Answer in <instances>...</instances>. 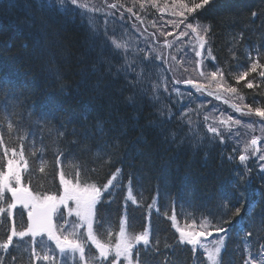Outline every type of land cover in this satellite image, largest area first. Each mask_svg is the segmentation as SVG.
<instances>
[{
	"label": "trees",
	"instance_id": "1",
	"mask_svg": "<svg viewBox=\"0 0 264 264\" xmlns=\"http://www.w3.org/2000/svg\"><path fill=\"white\" fill-rule=\"evenodd\" d=\"M42 2L0 0V79H11L14 82L11 91L23 101L22 106L15 110L20 115H11V122L15 127L13 132L9 133L7 122L3 121V107L7 105L8 112L13 113L12 102L0 94V134H3L7 147H14L19 152L21 145L19 136L31 133L23 140L29 164L28 171L23 174L24 184L33 192L58 194L61 167L74 179L76 169L69 166V161H78L80 166L86 169V182L100 186L106 183L117 167L122 168L123 184H128L127 178L131 175L134 178L133 193L136 194L137 188L144 191V196H138L141 205L148 209L156 198L160 212L166 216L175 208L179 218L195 216L196 222L207 218L215 223L225 211L221 204L222 199L226 198L229 205L233 206L232 212L235 206H242L241 216H245L247 220L248 205L255 203L257 219L253 229L254 235L247 239L252 242L250 248L253 255L258 254L260 245L264 244V224L259 219L264 216V173L258 171L253 160L247 164L240 162V154L235 153L233 145L224 135L225 130L221 129L224 125L220 124L219 127L224 137L223 143L220 137L210 141L211 136L207 135L205 130H203L205 141L201 144L199 136L201 133L198 135L194 131L193 139L184 137L185 126L181 130L183 123H188L189 118L195 119L192 125L193 123L198 125V121H202L200 114L203 110L197 109V105L191 106L195 108L189 111L186 121L180 122V115L178 127H170V121H166V118L160 119L158 116L160 127L148 128L147 123L152 122L151 118L143 114L149 106L159 110L161 107L159 104L162 107L170 105V100L165 99L164 91L163 94L159 93L161 102L153 100L151 84L158 82V78L159 83L161 80L168 81L174 84L172 87H177L196 75V55L195 52L188 50L190 42L195 37L191 31L184 30L189 36L178 39L179 32L185 27L184 24H180L178 28L172 27L173 31H165L166 28L170 29L169 26L163 27L162 30L150 26L152 24L149 23L150 17L152 16L155 21L158 17L154 10L151 11L152 14L140 11L142 13L140 19L143 21L137 23L132 13L135 10L139 11L140 7L135 5L139 0L135 4L133 1L129 4L128 0H85L86 3L99 8L102 15L100 22L94 20L101 35L99 39H92L91 43L88 40L91 38L88 24L84 28L76 25L73 23L75 17L71 13L65 14L57 8L41 12L37 5ZM81 2L84 3L82 0ZM111 3H116L117 7L109 8L107 5ZM172 3L173 0H161V5L171 7ZM120 4L125 7L121 8ZM150 7L151 4L150 6L148 4L146 9ZM126 8H132V13L126 11ZM253 12L257 13L255 18L252 16ZM188 22L212 26L206 45L207 51L211 48L212 56L211 61L205 62L204 71L207 73L217 68L223 69L225 80L238 88V94L231 95L232 97L225 96L230 107L221 104L222 108L226 114L237 116L253 125L252 121L260 119L259 117L252 115L250 119L245 118L247 115L232 110L231 104L234 102L241 104V101L234 98L242 95L243 104L253 107L264 106V80L258 74L253 73L247 78L252 80L254 85H258L252 89L244 86L247 81L236 84L234 79L235 74L249 66L250 52L252 59H256L259 51L260 59L264 61V0H213L204 9L188 16L185 23ZM102 24L107 26L110 36L126 41L129 45L128 57L135 60L133 67L136 71L127 74V78L123 72L116 74V67L120 66L118 63L124 64L123 54L121 52L119 56L110 41L105 42L103 36L105 27ZM130 29H136L134 33L138 34L139 39L144 36L151 37L148 47H138L136 36H132L134 33L128 35ZM147 29L150 31H143ZM169 32L172 35H166ZM165 40L172 44L171 48L164 46L160 48ZM140 48H143L144 52H138ZM145 52L150 53L148 61L143 59ZM187 52L191 53L190 57ZM157 54H161L165 59H155ZM172 56H176L179 63L173 61ZM109 63L113 66L111 72L108 71ZM141 67L144 68L145 79L141 84L133 86L131 81L136 80V72H139ZM196 78L205 84L210 79ZM174 80L181 82L174 83ZM214 84L215 82L209 85L208 89L215 91ZM139 93L143 96L138 97ZM182 100L178 99L177 105ZM214 104L220 105L215 101ZM29 111L34 112L31 120L28 119ZM244 112H247V108H244ZM41 114L47 116L51 126L61 130L67 127V136L59 143L64 153L61 157L62 165H57L55 148L47 130L42 131L35 123ZM100 127L104 129L103 135L97 132ZM73 129H76L80 143L72 142ZM85 132L88 134L87 152L81 150ZM173 136L177 143L172 142ZM194 137L198 138V143ZM184 138L185 143L179 145V140L183 141ZM113 143L119 144V150L113 155V163L107 165L103 164L102 160L98 161V153L109 152L107 145ZM229 157L232 159L229 160ZM41 160L46 163L44 173L39 171ZM5 163L3 148H0V168H3ZM93 168L96 171H92ZM241 173L246 174L243 182L238 180ZM234 182L240 184L238 191L232 187ZM114 204L117 208L112 211L104 212L103 207L98 212L103 226H95L104 240H107L109 229L112 230L113 237L118 233L122 203L118 201ZM19 209L21 208L17 207L13 211V218L17 226L21 224L24 226L26 219ZM125 212L130 228L142 231L143 208L134 209L127 206ZM229 216L233 223L240 219L232 216L231 212ZM2 220L0 240L7 238L13 223L7 212L2 214ZM152 221L154 222L151 227L152 248L148 254L141 253V258L146 264H165L166 257L168 264H200L202 261L200 255H194L188 248L175 243V233L170 225L172 221L159 217ZM208 230L212 231L211 226ZM229 235L228 248L223 253L224 264H245V259L249 258L244 249L245 233L238 235L234 230ZM144 247L143 244H137L135 250ZM0 256L4 257L5 264H53L50 261L33 259L27 242L16 243L8 253L0 250ZM135 256L136 253L133 257ZM13 257L16 258L15 261Z\"/></svg>",
	"mask_w": 264,
	"mask_h": 264
},
{
	"label": "snow or ice",
	"instance_id": "2",
	"mask_svg": "<svg viewBox=\"0 0 264 264\" xmlns=\"http://www.w3.org/2000/svg\"><path fill=\"white\" fill-rule=\"evenodd\" d=\"M137 0H133V4H135ZM213 0H173L171 5L170 14L175 17H181L182 19L179 22H173L174 27H179L180 24H184L185 28L191 30V34L195 36L196 44L193 46L195 50V54L197 57H201L202 50L208 44L209 36L212 32V26L210 24H201L199 22L192 23L185 21L188 20V16L196 13L198 10L204 9L205 6L212 3ZM140 9L144 10L146 4H151L153 8L157 7L156 0H139ZM109 8H116V3H111L107 5ZM121 8L125 6L123 4L119 5ZM38 9L43 12L46 9L57 8L59 11L68 14L71 13L74 17L77 14L76 10L79 9V16L81 19V23H84L85 19L88 22V28L91 33V38L93 40L99 39L101 33L97 25L94 23L93 16H86V13L99 12V8H95L94 6L90 7L87 3L81 2V0H51L50 3H40L37 5ZM167 7V5H165ZM128 12H132V8L125 9ZM163 11V9H160ZM257 15L256 12L252 13V16L255 18ZM139 18V17H137ZM33 23L35 20L33 19ZM155 26V25H153ZM165 35V33H161ZM166 35H172V33H167ZM103 36L106 41H110L113 49L117 50V53L120 54L122 52L124 64L116 67V74L123 72L127 78V74L129 72H135V68L133 64L135 60H130L128 57L129 45L126 41L117 40L114 36H110L107 27L105 26V30L103 32ZM189 36V33L186 31H180L178 34V39L180 37ZM238 42V41H237ZM151 47V45H149ZM164 47L171 48L172 44L165 40ZM138 52H144L143 48L137 50ZM235 56V52L232 53ZM208 55L212 56L211 48L208 49ZM150 58V53L145 52L143 59L148 61ZM215 59V57H212ZM155 59L164 60L165 58L161 54H157ZM171 59L173 61H177L176 56H172ZM249 66L242 71H239L238 74L234 75V79L236 84H240L241 81H247L245 83V87L248 89H252L254 85L252 80H247V78L253 74H258L262 80H264V61L260 59V53L257 51V58L252 59L251 52L249 53ZM166 62V60H165ZM179 63V61H177ZM198 67H203L202 60L198 61ZM112 65L109 63L108 71H112ZM171 67V66H169ZM187 70V69H185ZM201 77H205L208 80V83H194L193 80L188 79L184 81L186 84L192 85L198 91H208L209 85L215 82V92H209V95H215L217 99H221L219 93L226 92L231 94H238V88L235 86H231L225 80V73L223 69L217 68L212 72H200ZM150 78V74H149ZM145 79L144 77V68L141 67L139 72H136V80L131 81L133 86L137 84H141ZM179 80H174V83H180ZM13 81L9 78L0 79V94L4 95L8 100L12 102L13 113L8 112L7 105L3 107V121L7 122V128L9 133H12L14 130V125L11 122V115H20L15 110L20 108L23 104V101L15 96V94L11 91V87L13 85ZM159 89L160 83H153V92L155 93L154 98L159 99ZM164 91L168 92L169 89L167 87V81H164ZM173 91L179 93V89H173ZM132 99L131 97L129 98ZM236 99L241 101V104L232 103L231 107L236 111L240 112L243 115H255L259 117L261 120H264V106H251L248 104H243L244 97L242 95H237ZM227 102V101H226ZM244 108H247V112H244ZM189 111H192L189 109ZM34 112H28V119L31 120ZM161 115H163V111H161ZM187 116V113L184 114ZM231 119V118H229ZM205 121L209 120L208 116L204 117ZM189 127H191L192 121L188 119ZM235 124H240L241 121L235 120L232 121ZM35 123L40 126L41 130H47L52 144L55 148L56 153V162L57 165H62L63 161L61 157L64 155L63 151L59 147L60 141L64 140L67 136V127L63 130L55 128L51 126V122L48 120L45 114H41L35 120ZM221 125H225L226 122L221 119ZM251 126V125H249ZM207 131L213 134V137H220L221 143L224 142V137L220 130L213 125H206ZM97 132L100 135L104 134V129L102 127L97 129ZM27 135H31V133H27L26 135L19 136L21 140L20 151L17 152L16 148L7 147L4 142L3 134H0V148H3L4 158L6 163L3 165V168H0V202L6 204V207L0 206V223L3 222L2 214L7 212L8 218L13 221L10 233L7 235V238L4 240H0V250H3L4 253H8L10 246L14 243V238H18L23 241L25 237H31L32 243L35 245L40 243L43 245V241H37V237L47 236L48 241H51L55 244L56 249L59 250L61 256L64 258L61 264H66L67 257L69 254L72 256L73 261H75L76 254H79V259L83 264H119L121 258L126 262V264H133V249L137 244H143L145 247L143 249H136V264H146V261L141 258V253L148 254L151 250V231L150 229H145L139 234L133 235L128 231L127 228V220L121 219L119 231L116 233L115 240L113 241V232L111 229L107 231V240L102 238V235L99 233L98 229L94 227V225L103 226V222L98 216L99 209L97 205L104 202L105 193L109 196L113 194V190L117 187H123V169L117 167L114 172H112L111 176L107 179V182L102 186L96 183H87L86 182V169L82 168L78 161H69V166L74 167L75 178H71V174H66L61 167V171L59 173V182L61 186V192L59 195L55 194H45L41 192H33L30 187L26 186L23 182V174L28 171L29 164L28 160L25 156L24 152V144L23 140L27 138ZM72 135L74 137L73 143H80L79 136L77 134L76 129L72 130ZM87 132L83 133L84 142L81 143V150L87 152L89 150L87 143ZM175 139V136H173ZM258 143L257 138H252L250 141V145L253 147L255 152L259 151V148L255 146ZM110 149L109 152L97 155V159L102 160L103 164L111 165L113 163V155L119 150V144L113 143L107 145ZM248 145L245 146V153H247ZM9 152L11 153V157H9ZM18 157V158H17ZM249 156L247 154H241L239 156V160L241 163L247 161ZM232 157H229L231 160ZM260 161H264V155H260L258 157ZM39 171L44 173L46 170L45 161H40ZM92 171H96L95 168ZM261 171L264 172V165H261ZM244 173H241L238 177V180L243 182L245 181ZM133 177L130 175L128 177V192L126 196V200H131L133 204H137L138 200L133 194ZM115 182V183H114ZM233 189L239 190L240 184L238 182H234L232 185ZM5 193H9L11 195V201L8 202L5 197ZM74 205L72 207L70 205ZM155 203V201H154ZM247 203V202H245ZM17 206L22 207L27 212V226L24 227L22 224L17 226L15 219L13 218V210L17 208ZM221 206L225 209L224 213L221 215L218 222H211L207 218H204L200 223L199 231L185 230L180 228L177 225V220L175 214H173L170 219L172 220V225L176 229V232L179 233V244H187L192 246V251L194 253L198 252V249H202L205 255V259L207 260V264H224L223 262V253L228 248V240L230 238V233L232 231H236L239 235L240 233H245L244 238V249L248 253V259L245 260V264H264V244L260 245V251L258 254L253 255L250 245L251 241L247 239V237L253 236V229L256 225V216H255V203L249 204L246 212V217L241 216L242 206H235L234 212L231 211L233 206L229 205V202L226 198L222 199ZM63 207L67 210L68 216L77 217L79 223L70 222L65 220L63 224H57L53 222L54 215L57 214L58 210ZM151 207V205H149ZM231 212L232 216L240 217L239 220H236L234 223L229 216ZM61 218H63V213H60ZM260 221L264 224V216H261ZM211 226L212 231H209V227ZM186 229H191L193 225H187ZM86 229L87 241L91 243L92 246L97 250L98 256H93L91 259L86 258L85 255V241L82 240L80 235V229ZM218 234L217 238L213 239L210 244L202 243L200 238L207 236H211L212 232ZM222 234V235H219ZM158 243V241H157ZM45 247H47L45 245ZM158 251V249H157ZM175 252V249H173ZM113 257L109 259V257ZM32 258L39 260L42 259L44 261H53L54 257H52L48 251H45L43 255H40L35 247L32 250ZM199 260V257H196ZM15 257H13V261H15ZM0 264H5V259L3 256H0ZM165 264H168L167 257L165 258ZM203 264V262H200Z\"/></svg>",
	"mask_w": 264,
	"mask_h": 264
},
{
	"label": "bare ground",
	"instance_id": "3",
	"mask_svg": "<svg viewBox=\"0 0 264 264\" xmlns=\"http://www.w3.org/2000/svg\"><path fill=\"white\" fill-rule=\"evenodd\" d=\"M41 1H43L44 3H50L51 2V0H41ZM88 5L90 7L93 6L91 4H88ZM76 12H77V14L75 15V19H74L73 23H75L76 25H79L80 27L84 28L88 24L86 22L87 19H86V21H84V23H81V19H80V16H79V12H80L79 9L76 10ZM85 15L86 16H93L94 20L96 22H100V20L102 18V15H101L100 11L99 12L86 13ZM78 20H80V21H78ZM144 35L147 36V34H144ZM137 37H138V34L136 35V43H137L138 47H141V46L142 47H146L151 41V37L150 38H145V36H144V37H141L140 39H139V37L138 38ZM160 46H161L160 48H162L164 46V44H161ZM122 59H123V56H122ZM118 65H122V63L120 62V63H118ZM148 79L149 78H147V80ZM141 95H142V93H139L138 97H142L143 96V95L142 96ZM179 103H182V102L179 101ZM166 109H167V111H165L163 114L166 115L167 119L170 118V122H171V123H169L170 127H178V125H179L178 122H179L180 115H181L180 110L182 111V113H184L185 112L184 109H178V108L175 109V108H172V107L171 108H166ZM143 114L145 116H149L148 118H151V121H152L151 123H147L148 121L146 122L148 128L157 129V128L160 127V122H159L160 120H157L158 119V115H157L158 112L152 106H149L145 111H143ZM181 117H182V115H181ZM190 119H191V121L195 120L194 118H190ZM191 136H192V134H191ZM194 140H195L196 143L199 142L198 138H196V137H194ZM174 143H176V142H174ZM127 192H128L127 184H125L123 187L115 188L113 190V194L111 195V198L108 199L107 197H105L104 202L98 204V209L102 210L103 207H105L104 212L112 211L113 209L117 208V207H115L116 204H114V202L121 201L122 210H121L120 217L118 218V224L121 222V219H125L126 218L127 226L131 227L129 219H128L126 213H125V207L124 206H129V205H132L133 203H132L131 200H126ZM134 196L138 200V196H140V197L144 196V191L142 189L140 190L139 188H137L136 189V194H134ZM117 199H118V201H117ZM153 200L156 201L157 199L155 198ZM150 205H151V207H149L148 209H146L144 206L141 205L142 208H143V220H144L143 221V227L153 226L154 222L152 221V219L158 218V217L161 218V219L164 218L165 220H168L170 222V221H172L170 219V217L173 214H175L176 220H177V225L180 228H181V225L184 224V223L195 225V224H198V222L199 223L201 222V221L196 222L195 216L179 218L178 212H177V210L175 208H173V210L170 211V214L168 216H166V215H164L163 213L160 212V209L158 207H155L154 202H152ZM219 214H222V213H219ZM170 225H171V230L175 233V236H174V238L176 239L175 243L179 244V233L176 232V229L173 227L171 222H170ZM15 245H16V241H14L13 245H11V246L13 247Z\"/></svg>",
	"mask_w": 264,
	"mask_h": 264
},
{
	"label": "rangeland",
	"instance_id": "4",
	"mask_svg": "<svg viewBox=\"0 0 264 264\" xmlns=\"http://www.w3.org/2000/svg\"><path fill=\"white\" fill-rule=\"evenodd\" d=\"M82 1H84V3H86L85 2V0H82ZM128 1H130L129 2V4H132V1L133 0H128ZM156 2H157V7H155V8H153V7H150V9H146V7H145V9L144 10H141L140 8L138 9L139 11L137 12L136 10L134 11V13H132V12H130V13H132V15L134 16L135 15V20L137 21V23H140L141 21H143L142 19H140L141 18V16H142V13L141 12H143V13H146V12H148V13H151L152 14V10H154V11H156L157 12V14H158V17H157V20L155 21V19H153V17L151 16L150 18V20L151 21H149V23H152V24H150V26H152V27H156V28H158V29H160V30H162V28L163 27H167V26H169L170 27V29H165V31H168V30H172V27H174L173 26V22H177V20H181L182 18L181 17H175V16H172L171 14H170V12H171V7H169L168 5V7L167 8H164L163 6H165L166 4H164V5H161V0H156ZM136 6H138V7H140V3H137V4H135ZM146 6H148V4H146ZM149 6H150V4H149ZM160 9H163V11H161ZM141 11V12H140ZM145 15V14H144ZM137 17H139V18H137ZM85 21H86V19H85ZM87 22V21H86ZM103 25V24H102ZM145 25V24H144ZM153 25H155V26H153ZM104 26V25H103ZM105 27V26H104ZM107 27V26H106ZM155 28V29H156ZM184 29H182L181 31H184V30H188L187 28H185V27H183ZM105 30V29H104ZM111 30V29H110ZM136 30V29H135ZM135 30H132V29H130L129 30V32H128V35H131V34H133L134 32H135ZM190 30V29H189ZM107 31H109V29H107ZM144 32H148V31H150V30H143ZM173 31V30H172ZM191 31V30H190ZM127 35V36H128ZM137 34L136 33H134V35H132V36H136ZM181 38V37H180ZM179 38V39H180ZM88 40L92 43V38H88ZM176 43H178V42H176ZM194 45L196 44V41H195V37H194ZM148 47V46H147ZM187 55H188V57H190V55H191V53H189L188 54V52H187ZM201 60H202V64H203V67L202 68H200V70L201 71H204L205 70V62L206 61H211V57L208 55V51H206V49L204 48L203 50H202V55H201ZM210 63H212V62H210ZM196 72V71H195ZM163 74V73H162ZM163 75H165V74H163ZM162 75V76H163ZM199 75H198V73L196 72V75L194 74L193 76H191L192 78H194V79H197L196 77H198ZM148 78V76H146V79ZM158 82H159V78H158ZM172 85H174V84H170V82H168L167 81V87H168V89H169V91H171L170 90V88L172 89ZM151 90H152V92H153V83L151 84ZM164 81H162L161 80V82H160V89H159V93L161 92V94H163L164 92ZM205 93H207L208 94V91H204ZM224 93H226V92H224ZM153 94H154V96H155V93L153 92ZM220 94H223V92H221ZM231 96V95H234V94H231V93H226V96ZM182 96H184V98L186 99L185 101H187V94H185V93H183V95ZM210 96H212V95H210ZM232 97V96H231ZM159 98H160V96H159ZM148 100V99H147ZM155 102H157V100L158 99H153ZM171 100L172 101H169V104L170 105H163V106H165V107H162V105L161 104H159V106H161L160 108H159V110H157V112H158V116H159V118L160 119H165L166 118V121H170V118L169 119H167V117H166V115L163 117L162 115H161V111H163V113L165 112V111H167V109L166 108H175V107H178V105H177V100H174L173 98H171ZM193 100H195V99H193ZM234 100H237L236 99V96H235V98H234ZM226 101V100H225ZM225 101H224V103H225ZM149 102H150V99H149ZM159 102H161V101H159ZM203 104H205V103H203ZM185 105H189V104H187V103H183L182 104V109H184L185 108ZM196 105H198V103H196ZM170 106V107H169ZM181 111V110H180ZM217 112H215L214 113V117H210V116H208L209 117V121H207V123H209V124H215L217 121H218V119H223L224 121L226 120V121H230V122H232V121H235V120H237V119H235V118H232V117H228L227 116V114L226 113H224V111H221V110H216ZM229 118H231V119H229ZM239 118V117H238ZM245 118H252V115L251 114H248ZM186 119V118H185ZM185 119H180V122H182L183 120L184 121H186ZM257 120V119H256ZM252 121V123H254L253 125H254V127L260 132V133H263V129H262V127H256V125H255V123L256 124H258V125H260V126H262V124H264V120H260V119H258V121ZM239 121H241V122H244L243 120H241L240 118H239ZM204 122H206L205 120H204ZM204 122L202 123V124H204ZM233 123V122H232ZM197 124V123H196ZM183 126H182V128H181V130H183V128H184V126H185V130H184V137L185 138H191L192 136H191V134H194V131H195V134L196 133H198V131H197V129H199L200 128V123H198V125H195L194 123H193V125L191 124V127H189V124L188 123H183L182 124ZM247 128H249V127H247ZM180 130V129H179ZM178 133V132H177ZM179 133H180V131H179ZM183 139V141L182 140H179L180 142L178 143L179 145H182V144H184L185 142H184V140H186V139ZM192 139H193V137H192ZM172 142H176L177 143V141L175 140V139H172ZM193 144H194V141H193ZM179 145H177V146H179Z\"/></svg>",
	"mask_w": 264,
	"mask_h": 264
}]
</instances>
